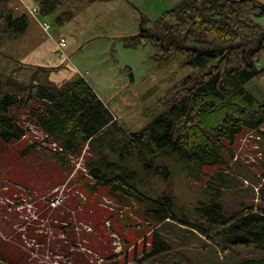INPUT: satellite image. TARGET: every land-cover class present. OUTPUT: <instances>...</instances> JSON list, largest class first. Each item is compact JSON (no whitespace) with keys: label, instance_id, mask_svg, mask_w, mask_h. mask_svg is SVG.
Wrapping results in <instances>:
<instances>
[{"label":"trees","instance_id":"trees-1","mask_svg":"<svg viewBox=\"0 0 264 264\" xmlns=\"http://www.w3.org/2000/svg\"><path fill=\"white\" fill-rule=\"evenodd\" d=\"M34 1L40 15L55 13L58 24L73 17L68 8L56 13L71 0ZM263 15L264 3L259 0H179L155 20L141 16L137 34L124 38L126 46L150 45L154 49L151 59L159 62L183 52L185 63L199 70L176 82L149 110L148 115H152L161 108L152 120L135 131L118 121L83 77L57 85L49 79L56 67H36L24 79L0 71V141H19L27 133L28 128L20 121L25 114L27 121L57 146L48 149L33 142L20 154L25 159L37 147L49 151L60 167H46L54 171L48 178L53 185L64 179L60 169H69L70 155L78 154L87 145L90 156L85 165L93 182L83 183L89 184L91 199L83 206L80 217L96 227L92 246L99 252L107 249V237L100 230V220L107 211L98 207L96 197L105 192L122 205H127L128 198L136 200L143 222L176 221L208 239L223 242L225 250L237 246L256 248L262 251L260 257L245 258L237 264H264V205L254 208L240 203V210L228 215L222 203L224 193L238 182L240 174L236 169L243 166L235 158L236 137L255 131L260 136L254 141L261 154L264 149V131L260 129L264 123V98L256 99L244 87L251 78L264 75V66L257 67L264 57V24L255 19ZM28 24L24 13L14 16L12 8L0 11V37L13 40L26 31ZM168 154L184 160L188 178L201 182L204 198L196 206L193 219L185 213L179 215L180 208L169 187L151 197L136 186H142L140 173L167 176V168L158 160ZM261 165L254 183H261L259 195L264 200V162ZM207 166L212 170L206 171ZM17 168L8 177L28 183L27 172H17ZM76 204L74 199L66 202L70 208ZM136 222L130 218V223ZM114 227L124 233L129 244L143 232L126 231L123 220ZM12 258L8 261L9 257H0V263L23 264L15 261L13 254ZM133 264L192 263L155 229L150 249Z\"/></svg>","mask_w":264,"mask_h":264},{"label":"rangeland","instance_id":"rangeland-1","mask_svg":"<svg viewBox=\"0 0 264 264\" xmlns=\"http://www.w3.org/2000/svg\"><path fill=\"white\" fill-rule=\"evenodd\" d=\"M178 1L71 0L56 11L58 13L66 8L72 10V19L63 24L54 21L55 13L47 16L31 15L28 9L35 6L34 0L0 3V11L12 8L14 16L24 13L29 21L26 31L13 40L0 37V71L24 79L36 67L56 66V70L50 72L49 79L57 85L83 77L124 127L129 131L139 130L161 108L152 115H148L149 110L176 82L198 71L199 67L185 63L186 55L183 52L160 62L153 61L151 57L154 49L150 45L129 47L124 44V38L137 34L141 16L155 20ZM39 21L48 22L50 29L43 30ZM60 36L66 39L61 56L55 54V43ZM263 66L264 57L257 67ZM244 87L256 99L262 100L264 75L251 78ZM20 121L23 127L28 128L27 133L19 141H0V257H9L8 261H13V254L14 260L22 261L23 264H52L53 261L58 264H133L144 251L150 249L155 229L169 246L187 256L192 264H237L245 258L262 255V251L248 246L225 250L223 242L208 239L189 226L173 220L159 224L147 220L143 222L136 200L128 198L127 205H122L105 192L96 197H99L98 207L107 211L100 220V230L107 237V249L99 252L92 246L96 227L80 217L83 206L91 199L87 192L89 184L83 183L88 181L91 184L93 179L75 167L81 154L86 167V157L90 156L88 148L84 145L78 154L70 156L69 169H60L64 179L53 185L48 178L54 171L46 167H60L49 151L37 147L25 159L20 154V150L33 142L48 149L53 145L27 121L25 114L20 116ZM261 126L264 131V123ZM246 133L237 136L234 145L237 159L243 165L236 169L240 174L238 182L222 197L228 215L239 211L240 203L254 208L264 205L259 191L250 190L251 186L244 182L245 179L248 183L257 181L262 171L261 162H264V149H261L262 154L259 156L260 149L255 148V141L244 140ZM158 163L167 168V176H145L140 173L138 179L140 183L142 181V186L137 184L138 189L155 197L169 187L180 208L179 215L185 213L190 219L195 218V208L204 198L201 182L188 178L185 161L177 155L162 156ZM16 166L17 172H27L28 183L8 177ZM204 169L212 170L209 166ZM61 186H64L65 191L63 203L56 209L47 208V199ZM21 199L36 207L39 219L28 224L24 222L15 208ZM70 199L77 202L74 208L66 206ZM21 210L24 212L23 208ZM130 218L137 222L130 223ZM120 220L125 223L126 231H143L135 242L129 244L124 233L114 227Z\"/></svg>","mask_w":264,"mask_h":264},{"label":"built area","instance_id":"built-area-1","mask_svg":"<svg viewBox=\"0 0 264 264\" xmlns=\"http://www.w3.org/2000/svg\"><path fill=\"white\" fill-rule=\"evenodd\" d=\"M28 12L31 15L38 14V6L35 5V6L30 7L28 9ZM39 24L41 25L42 29L45 31H48L50 29V25L46 21H39ZM65 43H66L65 37L60 36L59 39L57 40L56 44H55L56 45V50H55L56 55H60V56L63 55V47L65 46ZM43 134L47 137V135L45 133H43ZM243 137H244V140H247V141H249L250 139L257 140L260 138V136L253 131H248L246 133V135H244ZM49 143L53 145L52 148L56 149L57 144L55 142L50 141V139H49ZM86 147H87V145H86ZM255 148H258L256 143H255ZM57 149H59V147ZM258 154H259V156H261L260 152H258ZM77 160L78 161L76 163L75 169L79 168L84 172L85 175H89L86 167L83 165V154H81L80 157L77 158ZM247 181H248L247 179L244 180V182L248 185H251L252 188L256 192L259 190V187L261 185L260 182L256 183V184H251V183H248ZM64 197H65L64 186H61L60 189H58V187H57L56 193L53 196H51L50 198H48L46 201L47 202V208H49V209L58 208L63 203ZM15 208H16L17 212H19L20 216L25 220L24 222L27 224L32 222V221L39 219L38 213L36 211L37 210L36 207L32 203L30 204V202H27L24 199H21L20 204L17 205ZM21 208H23L24 212H22ZM31 208H34V209L31 210ZM25 212H27V213H25ZM118 248L120 249L121 247L119 246ZM52 264H58V263H57V261H53Z\"/></svg>","mask_w":264,"mask_h":264},{"label":"crops","instance_id":"crops-1","mask_svg":"<svg viewBox=\"0 0 264 264\" xmlns=\"http://www.w3.org/2000/svg\"><path fill=\"white\" fill-rule=\"evenodd\" d=\"M260 2L264 3V0H259ZM258 22H260L261 24H264V15L263 16H259L255 18ZM52 67H56V66H52ZM57 68V67H56ZM85 79V78H84ZM86 80V79H85ZM87 81V80H86ZM88 82V81H87ZM89 83V82H88ZM89 85L91 86V84L89 83ZM92 87V86H91ZM92 89L94 90V88L92 87ZM97 93V92H96ZM98 94V93H97ZM99 96V94H98ZM100 97V96H99ZM101 99V98H100Z\"/></svg>","mask_w":264,"mask_h":264},{"label":"water","instance_id":"water-1","mask_svg":"<svg viewBox=\"0 0 264 264\" xmlns=\"http://www.w3.org/2000/svg\"><path fill=\"white\" fill-rule=\"evenodd\" d=\"M0 264H2V263H0Z\"/></svg>","mask_w":264,"mask_h":264}]
</instances>
